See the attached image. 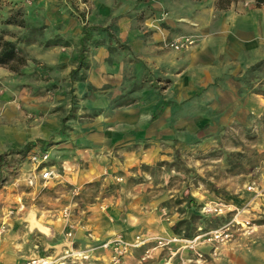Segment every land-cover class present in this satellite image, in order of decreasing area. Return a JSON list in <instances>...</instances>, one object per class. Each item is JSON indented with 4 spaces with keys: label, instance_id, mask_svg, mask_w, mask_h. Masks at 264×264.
<instances>
[{
    "label": "rangeland",
    "instance_id": "374dc122",
    "mask_svg": "<svg viewBox=\"0 0 264 264\" xmlns=\"http://www.w3.org/2000/svg\"><path fill=\"white\" fill-rule=\"evenodd\" d=\"M195 3L0 0V38L18 49L16 60L0 65V154L34 145L15 173L0 172V255L13 253L17 262L55 256L49 242H64V236L56 241L29 232L27 213L33 211L44 226L63 225L64 233L72 224L76 232L81 217L106 212L109 199L121 210L114 222L128 213L129 232L120 234L127 243L171 233L192 239L228 224L232 237L216 256L209 258L210 247L198 246L205 264H264V112L242 97L257 92L264 80L258 85L249 73L204 83L192 55L200 36L188 49L168 46L190 35L186 21L178 20L193 21ZM21 20L23 26L9 24ZM85 25L107 27L114 38L92 32L102 45L91 46L87 66L74 71ZM217 89L238 92L237 111L212 108ZM42 151L48 155L43 166L58 176L45 184L38 178L42 165L32 160ZM87 167L101 172L98 181L78 186L62 177L67 173L74 180ZM32 175L36 181L29 187L24 179ZM187 194L195 208L186 204ZM66 208L68 219L62 216ZM154 246L130 248L122 264H148L141 258ZM192 255L180 250L173 264H191ZM165 256L161 252L153 262Z\"/></svg>",
    "mask_w": 264,
    "mask_h": 264
},
{
    "label": "crops",
    "instance_id": "0c3cea01",
    "mask_svg": "<svg viewBox=\"0 0 264 264\" xmlns=\"http://www.w3.org/2000/svg\"><path fill=\"white\" fill-rule=\"evenodd\" d=\"M194 18L193 21L185 20L182 22L189 29V36H200L198 44L193 50L194 65L199 72L204 71L201 80L204 83H213L215 79L226 78L236 79L237 75L251 74L258 81V85L264 80V2L257 6L255 0H237L223 11L216 8L218 0H194ZM264 83L257 92H243L242 97H246L247 102H255L254 109L257 113L264 112ZM212 108L215 111L222 112L226 110L237 111L241 104L238 92L233 89L232 92H224L217 89L212 93ZM229 98L232 102H230ZM249 112V109H245ZM157 117V116H156ZM234 118H238L234 116ZM243 119V118H242ZM249 114L244 118L249 122ZM234 122V121H233ZM78 171L76 176H62L69 180V184L83 186L91 182H96L102 176L101 172L87 167ZM106 212H90L81 217L82 224L76 229L74 234V248L85 250L89 247H97L101 242L116 237L123 238L130 229L128 213L120 222H114L112 218L121 216V210L117 207L116 201L107 200ZM89 206L88 209H93ZM88 212V211H87ZM37 218V217H36ZM109 220V221H108ZM110 220H112L110 222ZM39 222V220L37 219ZM28 226V223H27ZM51 228V238L58 239L59 235L64 236L63 225L58 228ZM28 228V227H27ZM171 233L167 237H173ZM122 238V239H123ZM124 240V239H123ZM49 242V241H48ZM80 244H78V243ZM50 243V248L57 249L54 254L60 253L63 246V240L60 243ZM90 260H107L109 262V252L96 249L92 251ZM188 255V253H186ZM185 254V255H186ZM48 256V255H44ZM42 257V256H41ZM17 255L1 254L0 264H24L26 261L17 262Z\"/></svg>",
    "mask_w": 264,
    "mask_h": 264
},
{
    "label": "built area",
    "instance_id": "2783aa9c",
    "mask_svg": "<svg viewBox=\"0 0 264 264\" xmlns=\"http://www.w3.org/2000/svg\"><path fill=\"white\" fill-rule=\"evenodd\" d=\"M197 39L195 36H187L182 37L172 43H169L168 46L175 50L181 51L184 49L191 48L195 46ZM48 155L47 153H39L34 154L32 160L37 161L38 165H42L41 171L38 172L39 181L42 183H48L49 181H53L58 177L54 170L51 167L43 166L47 161ZM25 184L29 187H32L35 184L36 177L34 175L28 176L24 179ZM248 189H252V186L248 187ZM24 206L19 207V211H22ZM68 209H64L62 212V216L64 219H68ZM218 214H221L223 211L221 208L213 209ZM232 226L233 223H232ZM4 231V228L1 229V233ZM74 234L75 227L72 224L67 225V230L64 233V244L61 247L60 253L62 255L55 256H45V257H34L28 259L24 262V264H83L90 260V252L96 248L79 250L74 248ZM232 237V230L230 226L224 225L214 231L196 234L192 239H182L178 236L173 237H155V238H144L142 236H136L132 243H127L120 237H116L114 239L105 241L97 246L98 249H103L109 252V263L110 264H122L123 259L126 257L130 248L139 249L144 247L149 242L155 244L153 248H148L145 250V254L142 256V262H148V264H158L153 262V259H158L161 252H165L166 256L162 258V263L160 264H173V258L180 252V250H188L193 255L192 259L187 260V262L191 264H205L206 258L204 257V253L200 252L198 246H206L210 247V252L206 254L209 258L217 255L218 249L220 245L227 243ZM180 245L176 250L173 249V245ZM159 249L160 253H158L155 257L153 255V251ZM183 264L185 263L182 261Z\"/></svg>",
    "mask_w": 264,
    "mask_h": 264
},
{
    "label": "trees",
    "instance_id": "16d2710c",
    "mask_svg": "<svg viewBox=\"0 0 264 264\" xmlns=\"http://www.w3.org/2000/svg\"><path fill=\"white\" fill-rule=\"evenodd\" d=\"M237 0H218L216 3V8L220 11L226 10L231 3L235 2ZM264 2V0H255V3L257 6L261 5ZM14 23H9V24H15L19 26H23V21H12ZM19 22V23H18ZM83 35L80 39V46L78 49V54H77V65L76 69L74 71H78L83 69L84 67L87 66V52L88 49L92 47H99L102 45L101 41H93L92 39V32H98V33H105L109 38H114V35L109 31V28L107 27H101V26H95V27H90V26H83ZM108 46L111 47L113 44L112 40L108 41ZM18 58V49L15 46L14 43L10 41H5L0 38V65H8L14 60ZM13 72H18L17 69H12ZM160 114V110L156 111L152 118H155ZM50 141H41V146H49ZM33 146L31 143L25 144L22 148L20 149H15V150H9L5 153L0 154V172L2 170H5L6 172L9 173H15L17 171V167L20 164V161L28 157L30 152L33 149ZM43 151L41 152V154ZM35 154V153H33ZM184 200L186 204L191 207L195 208V203L193 199L187 194L184 197ZM184 224V221L178 222L173 230H176L179 228L181 225ZM179 236V235H175ZM180 237V236H179Z\"/></svg>",
    "mask_w": 264,
    "mask_h": 264
},
{
    "label": "water",
    "instance_id": "95a60500",
    "mask_svg": "<svg viewBox=\"0 0 264 264\" xmlns=\"http://www.w3.org/2000/svg\"><path fill=\"white\" fill-rule=\"evenodd\" d=\"M36 214L33 211H29L25 216V222L28 223V231L32 232L33 230H37L45 237H51V228L49 226H44L43 224L39 223L36 218Z\"/></svg>",
    "mask_w": 264,
    "mask_h": 264
}]
</instances>
